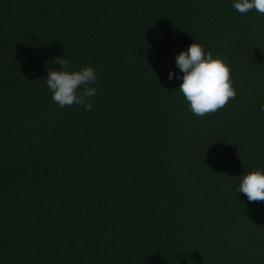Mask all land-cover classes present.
I'll use <instances>...</instances> for the list:
<instances>
[{
    "label": "trees",
    "instance_id": "16d2710c",
    "mask_svg": "<svg viewBox=\"0 0 264 264\" xmlns=\"http://www.w3.org/2000/svg\"><path fill=\"white\" fill-rule=\"evenodd\" d=\"M233 0H0V264H264V15ZM231 68L236 96L192 114L175 58ZM91 66L92 109L48 69ZM174 76L168 79L169 72Z\"/></svg>",
    "mask_w": 264,
    "mask_h": 264
},
{
    "label": "clouds",
    "instance_id": "9594fccd",
    "mask_svg": "<svg viewBox=\"0 0 264 264\" xmlns=\"http://www.w3.org/2000/svg\"><path fill=\"white\" fill-rule=\"evenodd\" d=\"M232 7L241 15L253 10L264 15V0H233ZM55 59L61 67L48 69L46 77L52 101L61 108L75 104L90 111V98L97 92L92 86L97 79L96 70L91 66L69 70L67 59L63 56ZM175 62L183 73L182 77L176 76L182 80L178 89L193 115L204 117L214 114L235 98L230 66L220 56L214 57L211 52H205L200 43L190 44L186 51L176 56ZM173 76L170 71L168 79ZM261 111H264V105H261ZM237 192L243 193L249 202L264 201V170L257 168L244 174Z\"/></svg>",
    "mask_w": 264,
    "mask_h": 264
}]
</instances>
